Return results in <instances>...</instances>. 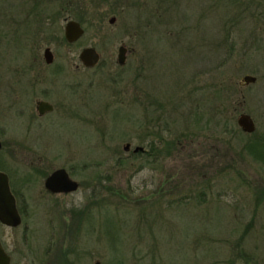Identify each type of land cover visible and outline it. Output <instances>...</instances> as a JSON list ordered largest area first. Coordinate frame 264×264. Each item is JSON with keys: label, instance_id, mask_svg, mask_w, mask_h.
Instances as JSON below:
<instances>
[{"label": "rangeland", "instance_id": "rangeland-1", "mask_svg": "<svg viewBox=\"0 0 264 264\" xmlns=\"http://www.w3.org/2000/svg\"><path fill=\"white\" fill-rule=\"evenodd\" d=\"M78 1L85 32L76 42L0 43V72L18 82L11 97V88L0 96L4 141L19 164L66 167L80 182L49 195L41 176L27 191L33 253L18 261L62 264L67 241L77 245L66 252L71 264H264V164L236 122L248 113L253 139L264 135V44L251 39L252 4L264 12V0ZM63 5L59 36L75 15L73 0ZM121 43L130 49L123 65ZM46 46L63 59L67 89L40 118L36 93L26 94L15 71L36 69ZM84 47L99 53L97 66L81 64ZM246 74L256 82L242 85ZM151 141L161 156H134ZM74 208L92 217L67 239L64 218L70 223Z\"/></svg>", "mask_w": 264, "mask_h": 264}, {"label": "flooded vegetation", "instance_id": "flooded-vegetation-1", "mask_svg": "<svg viewBox=\"0 0 264 264\" xmlns=\"http://www.w3.org/2000/svg\"><path fill=\"white\" fill-rule=\"evenodd\" d=\"M5 1L6 0H0V43L4 41L5 46L10 45V43H17L18 41L22 42L23 39H27V42L30 44L31 48L34 47V43H37L39 41H46V42L53 41L54 43L60 45V44L74 43L78 40L77 39L74 42H68L66 40L65 24L63 26L62 36L55 34L56 31L53 28L54 24L58 21V19L62 14V11L64 10L63 3L65 4L66 0H11L10 3H7ZM75 2L76 0H73V7H71V9L72 11H75V15L74 18H71V20H75L79 22L85 32L81 20H79L78 17H76L78 11L75 10V7L79 6V4L77 3L76 6L74 4ZM77 2L79 1L77 0ZM258 5L262 6L261 4L253 3L252 4L253 9H251V17L253 16V21L251 22V34H252L251 39L255 47H260L261 45L264 44V19H263L264 12L259 10L260 6L258 7ZM13 9H15L16 12H14ZM121 44L126 47L127 51L125 57H127V53L130 51V49L124 43ZM46 48H48L52 54V59L50 62H47L44 56ZM261 48L264 49V47ZM31 58H33V60L36 58L35 59L36 62L38 57L32 56ZM38 59L40 60V62L38 63L36 69L34 68L35 66L33 63H28L27 66L24 65L21 66L22 69H17L15 71V74L21 76L19 81H22L24 79L27 84L29 83L28 86L27 84L23 85L24 87H26L27 95H31L34 92L36 93L37 97L34 100L35 115L37 117L42 118L45 117L47 114L54 112L55 109L58 108V106L56 105H60L58 103H62V101L64 100L65 91L67 87L66 89L64 88V83L62 78V74L64 73L63 59L61 60V62L56 63L55 53L53 52L50 46H46L43 49L42 57H39ZM99 59L95 66H97V64L99 63ZM85 68H92V67H85ZM7 74L6 73L2 74L0 72V96L5 95L4 93L6 89L10 90L11 88L9 93L6 94V97H11L12 95L11 93L14 90L12 85L15 84L17 81L15 75L14 78H12L13 76L12 73L10 75ZM254 83H250V84H254ZM7 86L9 87L7 88ZM54 101H57V104ZM39 102H45L48 105H50L51 108L45 109L43 107H40ZM0 107H3L2 100H0ZM41 108H43V111H41ZM250 116L253 120V116L252 115ZM253 122L255 125L254 120ZM1 124L2 121H0V173H3L7 178L9 191L15 200V205L19 216V222L15 225H9L3 223L0 220V246L4 251V253L6 254V256L8 257V264H19V263L30 264L29 262L18 261V257L21 260H23L24 258L31 256L33 253L32 252L33 231L30 228V226H28L26 221L27 215H29L27 205L30 199L29 195L27 194V191L34 184L37 183V180L41 176L44 177L43 186L46 193L49 195H55V194H62L64 196L68 195L79 189L80 182L75 178H73L72 170L67 169L66 167H57L55 169L48 171L47 169L40 168L39 166L30 165L31 167L28 166L26 167L24 165L19 164L16 156L17 155L16 150L11 148V145H9L6 140L4 141V139L7 138V136H9L10 128L2 127ZM255 129H256V125H255ZM254 131L249 133L252 136L250 141L252 147H253ZM258 136L260 135H257L256 137L258 138ZM151 145L152 146H150V143L147 144L146 146L140 145L142 149L139 150L138 152L141 153V156H146L147 151H157L154 142ZM130 149H131V144L129 145V148L127 150L126 149L124 150L129 151ZM132 152L133 154L138 153V152H134L133 150ZM57 169H64L67 175L69 176V178L77 182L76 190L71 192H54L46 188L45 186L46 178L50 176L51 173H53ZM74 210H76L74 211V213L69 212L70 214L73 215V218L72 219L70 218L71 219L70 223L66 220V218H64V232L62 235L64 236V238H66L67 236V239L68 236H74L77 231L81 230L80 226L82 224V221L85 223L86 221H88L90 217H92L91 213L87 211L82 212L79 208L76 209L74 208ZM61 213L62 212H60L59 214ZM63 214L64 212L61 214V217ZM87 215H89L90 217ZM83 217H85L84 218L85 221L81 220V218L83 219ZM48 223L52 228H54V224H55L54 220L52 221V219H50L48 222L46 221V226H48ZM20 228H22L21 232L19 231ZM48 242H49V246L47 251H50L52 246L50 241ZM73 245L70 243L69 245H67V241L65 245L64 243L59 244L60 252L62 255V264H71L69 260L68 261L66 260V252H68V250L70 249L75 250V247L77 245H75L74 243ZM96 262L100 263V261L96 260L94 264ZM45 264H54V263H51L48 260L46 261Z\"/></svg>", "mask_w": 264, "mask_h": 264}, {"label": "water", "instance_id": "water-1", "mask_svg": "<svg viewBox=\"0 0 264 264\" xmlns=\"http://www.w3.org/2000/svg\"><path fill=\"white\" fill-rule=\"evenodd\" d=\"M115 18L112 16L109 18V23H113ZM83 28L80 23L75 20H67L65 23V38L68 42H74L83 35ZM126 47L124 45H119L117 50V63L122 65L125 62ZM47 62L52 59V54L48 48L45 49L44 53ZM79 60L85 67H93L96 65L99 59V54L93 47H84L81 49L79 55ZM256 77L253 75L246 74L241 78V84L254 83ZM40 107L45 109H50L51 106L45 102H39ZM41 108V111H43ZM237 125L243 132L250 133L255 130L254 122L250 114L242 112L238 115L236 119ZM129 143L124 145V149L129 148ZM141 146H136L133 151L138 152L141 150ZM45 186L54 192H71L77 189V182L71 180L64 169H57L45 180ZM0 220L3 223L9 225H15L19 222L18 211L15 205V200L11 195L7 178L3 173H0ZM0 264H8V257L2 250L0 246ZM95 264H100L96 262Z\"/></svg>", "mask_w": 264, "mask_h": 264}, {"label": "trees", "instance_id": "trees-1", "mask_svg": "<svg viewBox=\"0 0 264 264\" xmlns=\"http://www.w3.org/2000/svg\"><path fill=\"white\" fill-rule=\"evenodd\" d=\"M89 1H91L92 3H96V4H102V3L106 2V0H89ZM83 5H85L84 2L82 3L81 6H83ZM83 7H86V5ZM76 17H78V19L81 20V22L85 21L84 15L81 13L80 14L77 13ZM157 137L160 141H162V136L158 135ZM152 141L150 142V146H152L151 144H153ZM258 142H261V143H258ZM247 147H248V151H250V153H251V156H253L255 159H259L264 164V135H260V136H258V138L254 137L253 147L250 144V142L248 143ZM258 147H259V150H258ZM253 148L255 149V151H258V152H254V150L252 151ZM152 153H155L156 156L157 155L161 156V153H163V152L162 151H147L146 156H148ZM134 156L135 157L141 156V153L140 152L135 153Z\"/></svg>", "mask_w": 264, "mask_h": 264}]
</instances>
